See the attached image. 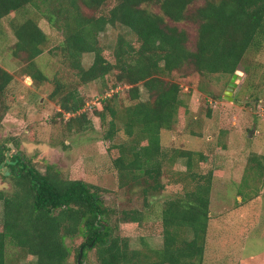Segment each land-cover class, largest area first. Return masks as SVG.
Here are the masks:
<instances>
[{
    "label": "trees",
    "instance_id": "obj_1",
    "mask_svg": "<svg viewBox=\"0 0 264 264\" xmlns=\"http://www.w3.org/2000/svg\"><path fill=\"white\" fill-rule=\"evenodd\" d=\"M106 5L109 8L102 10ZM10 12L15 13L9 24L16 37L10 54L39 88L50 87L48 98L58 107L54 118H60L67 132L92 127L80 87L95 81L101 85L105 94L93 115L106 126L102 141L108 142L118 187L139 184L147 206L148 197L164 188L160 179L165 167L182 161L185 169L175 177L183 184L181 194L164 202L158 218L161 247L145 243L143 249H134L127 236L114 231L118 224L143 225V210L122 209L111 225L110 216L117 211L105 205L106 189L64 177L52 164L42 172L19 150L7 156L9 146L0 144V169L12 184L9 192L0 187V264H9V245L34 255L36 264H68L72 249L66 239L77 237L82 241L73 249L74 264H82L90 250L97 264H203L214 166L203 151L162 147L161 131L181 126L188 111L181 86L171 76H232L239 68L246 77L255 75L250 56L264 43V0H0V20ZM37 16L61 32L50 51L73 72L72 79L64 80L58 72L51 79L38 66L36 58L50 40ZM118 24L128 30L118 34L107 51L99 35ZM184 24L191 25L193 37ZM85 54L92 55L88 65L82 61ZM12 80L0 66L1 112ZM120 85L127 86L132 103L121 104L116 90ZM120 131L121 141L116 142Z\"/></svg>",
    "mask_w": 264,
    "mask_h": 264
},
{
    "label": "rangeland",
    "instance_id": "obj_2",
    "mask_svg": "<svg viewBox=\"0 0 264 264\" xmlns=\"http://www.w3.org/2000/svg\"><path fill=\"white\" fill-rule=\"evenodd\" d=\"M108 8L106 5L102 10ZM13 16L15 13L10 12L0 20V66L13 76L3 96L5 110L0 111V144L9 146L7 156L19 150L42 172L52 164L64 177L83 179L106 189L102 194L104 203L117 211L110 216L111 225L116 224L115 218L122 209L143 210L147 216L143 225L118 224L114 233L127 236L134 249H143L145 243L148 247L160 248L162 237L157 231L158 218L164 202L182 192L183 184L175 177L176 172L185 169L183 162L165 167L160 179L164 188L148 197L147 206H144L139 184L132 189L118 187L116 171L106 151L108 142L102 141L106 126L93 115V109L99 106V99L105 94L101 85L95 81L80 87L92 127L82 132H67L60 118H54L58 107L48 98L50 87L39 88L24 74L21 62L10 54L9 47L16 40L9 24ZM37 19L50 40L36 58L38 66L51 79L57 72L64 80L72 79L73 72L61 65L57 53L50 51L61 40V32L49 28L44 18L37 16ZM182 26L189 27L193 37L191 25ZM127 30L119 24L107 27L99 35L101 46L110 51L118 34ZM250 57L255 75L246 77L239 68L240 78L229 95L226 91L231 76L228 75L202 77L196 72L187 75L174 72L171 76V80L181 86L180 96L188 111L183 115L181 126L175 124L173 129L161 131L162 147L164 150L174 146L203 151L214 166L210 227L203 264H264V43L260 52ZM82 61L88 65L92 55H83ZM126 88L120 85L116 89L122 105L132 103L127 98ZM256 96L259 97L257 101ZM142 97L146 98L144 91ZM121 135L122 131L117 134L116 142L121 141ZM10 137L15 143L7 141ZM2 172L4 169H0V187L9 192L12 184ZM239 190L246 194V199L242 200ZM1 207L0 201V225ZM81 241V237L66 239L72 249L68 264H74L73 249ZM7 261L9 264H36V257L9 245ZM82 264H97L94 250L88 251Z\"/></svg>",
    "mask_w": 264,
    "mask_h": 264
},
{
    "label": "water",
    "instance_id": "obj_3",
    "mask_svg": "<svg viewBox=\"0 0 264 264\" xmlns=\"http://www.w3.org/2000/svg\"><path fill=\"white\" fill-rule=\"evenodd\" d=\"M239 78H240V72H239L238 70H236V71L232 74V76H231V78H230V81H229V83H228L227 91H226L227 95H229V94L231 93V91L235 88V86H236V84H237V79H239ZM227 98H228L229 100L232 99L231 96H227ZM249 135H251V133H249Z\"/></svg>",
    "mask_w": 264,
    "mask_h": 264
}]
</instances>
